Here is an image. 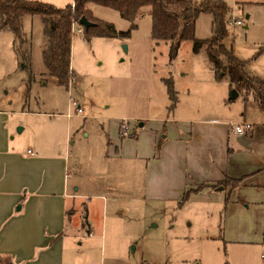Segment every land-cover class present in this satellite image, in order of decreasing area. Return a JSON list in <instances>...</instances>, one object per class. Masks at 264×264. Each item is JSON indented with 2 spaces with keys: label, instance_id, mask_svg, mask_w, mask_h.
<instances>
[{
  "label": "rangeland",
  "instance_id": "rangeland-1",
  "mask_svg": "<svg viewBox=\"0 0 264 264\" xmlns=\"http://www.w3.org/2000/svg\"><path fill=\"white\" fill-rule=\"evenodd\" d=\"M223 1L228 6L225 47L244 60L249 74L258 71L264 78V0ZM91 7L117 30L130 31L125 36H103L75 30L70 56L73 80L68 86L46 74L42 49L47 40L40 14L23 16L25 41L20 44H15L11 30L0 29V153L24 154L27 148L38 154L53 153L66 161L69 183L76 178L83 184H124L125 174L110 176L121 164L106 156L105 144L109 132L121 137L117 125L121 118L129 124L127 137H134L140 128L152 131L158 118L167 119L158 131L160 141L167 130L164 124L175 125L174 119L181 115L218 117L227 123L231 137L235 124L264 120L251 94L237 90L236 97H229L235 87L228 73L216 75L205 46L195 51L191 39H180L171 57L170 42L151 36L146 10L130 27L116 9ZM232 18L239 23L229 22ZM213 34V14L200 12L194 35L210 38ZM143 120L146 124L139 126ZM134 162L132 179L128 178L133 189L121 193V204L131 210L127 213H132V219H118L112 230L108 219L105 235L97 236L101 218L96 214L92 257H88L92 264H140L144 259L157 264H264L262 175L257 184L251 180L235 186L217 183L222 188L211 195L200 193L195 183L183 189L179 199L165 200L152 192L144 162ZM187 189L191 190L183 199ZM76 216L85 220L84 208Z\"/></svg>",
  "mask_w": 264,
  "mask_h": 264
},
{
  "label": "crops",
  "instance_id": "crops-1",
  "mask_svg": "<svg viewBox=\"0 0 264 264\" xmlns=\"http://www.w3.org/2000/svg\"><path fill=\"white\" fill-rule=\"evenodd\" d=\"M40 1L64 6L73 0ZM92 4L88 7L99 17ZM46 74L50 75L47 70ZM158 119L152 131L145 133L140 128L134 137H127L129 124L121 118L118 132L124 123V136L119 137L117 132L106 135V156L121 164L111 170L110 176L125 174L124 184H83L76 178L69 183L64 171L66 161L53 153L38 154L30 148L24 154L0 153V264H92L88 257H92L96 214L101 218L97 236L105 235L108 219L111 230L118 219H132V213H127L131 210L121 204V193L133 189L129 176H133L135 159L144 162L156 198L165 200L179 199L183 189L193 188L195 183L202 185L200 193L211 195L222 188L215 184L225 176L240 178L238 185L251 184L250 180L257 184L258 176L264 178V120L250 123L248 132L235 131L231 137L227 123L218 117L181 115L174 119L175 125L164 124L167 130L160 141L158 131L167 119ZM146 188L149 190L147 184ZM80 207L84 208L85 220L76 216ZM125 235L132 239L130 233Z\"/></svg>",
  "mask_w": 264,
  "mask_h": 264
},
{
  "label": "trees",
  "instance_id": "trees-1",
  "mask_svg": "<svg viewBox=\"0 0 264 264\" xmlns=\"http://www.w3.org/2000/svg\"><path fill=\"white\" fill-rule=\"evenodd\" d=\"M89 3L116 9L120 16L136 25V19L146 10L151 16V36L159 41L170 42V56L173 57L180 39H191L192 48L197 51L205 46L208 59L216 75L228 73L230 82L237 90L251 94L259 108L264 111V78L249 74L244 68V60L238 58L223 43L226 35V13L228 6L223 0H73L64 6H57L40 0H0V29L13 32L15 44L25 41L22 18L25 14H40L47 43L42 49V58L47 72L59 84L68 86L72 79L71 23L84 15L94 24L84 28L87 34L103 36L128 35L130 28L117 30L113 22L96 17L88 7ZM200 12L213 14L214 34L210 38L194 35V22ZM119 134L124 136L123 129ZM240 178L225 176L218 185H237ZM216 183V184H217ZM202 185H198L200 188ZM184 192L183 199L191 189Z\"/></svg>",
  "mask_w": 264,
  "mask_h": 264
},
{
  "label": "built area",
  "instance_id": "built-area-1",
  "mask_svg": "<svg viewBox=\"0 0 264 264\" xmlns=\"http://www.w3.org/2000/svg\"><path fill=\"white\" fill-rule=\"evenodd\" d=\"M229 22H236V23H239V21L237 19H230ZM83 26L81 24L78 23L77 20H73L72 23H71V30H72V33H74V31H78V32H83ZM72 104H75L76 105V111L77 112H81L82 111V108L80 106V104L78 103V101H76L75 99H72L71 100ZM235 130L237 132H243V131H247L249 129H251V124L250 123H246L244 125H239V124H235ZM121 128L123 129V133L125 134L127 132V129H126V125H124V123L121 124ZM29 152H31L30 149H28ZM141 264H154L153 261L151 260H147V259H144Z\"/></svg>",
  "mask_w": 264,
  "mask_h": 264
},
{
  "label": "water",
  "instance_id": "water-1",
  "mask_svg": "<svg viewBox=\"0 0 264 264\" xmlns=\"http://www.w3.org/2000/svg\"><path fill=\"white\" fill-rule=\"evenodd\" d=\"M78 23L81 24L83 26V28H88L90 25L94 24L93 21L89 20L86 16L82 15L79 20ZM124 48H126V45H124ZM238 94V91L236 88H232L231 92H230V98H234L236 97ZM138 125L141 126L143 125V121H139Z\"/></svg>",
  "mask_w": 264,
  "mask_h": 264
}]
</instances>
